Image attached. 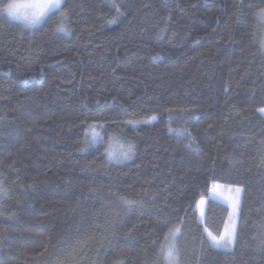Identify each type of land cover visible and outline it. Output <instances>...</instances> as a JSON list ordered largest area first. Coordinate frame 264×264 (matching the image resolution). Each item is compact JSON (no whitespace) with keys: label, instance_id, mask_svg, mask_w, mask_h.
<instances>
[{"label":"trees","instance_id":"obj_1","mask_svg":"<svg viewBox=\"0 0 264 264\" xmlns=\"http://www.w3.org/2000/svg\"><path fill=\"white\" fill-rule=\"evenodd\" d=\"M8 1L0 264H164L177 224L180 264H264V0H62L36 27ZM215 182L243 188L231 250L204 231L221 233L229 208L196 209Z\"/></svg>","mask_w":264,"mask_h":264},{"label":"snow or ice","instance_id":"obj_2","mask_svg":"<svg viewBox=\"0 0 264 264\" xmlns=\"http://www.w3.org/2000/svg\"><path fill=\"white\" fill-rule=\"evenodd\" d=\"M115 6V5H114ZM62 7V0H32L31 3L26 5V11L21 12L18 5L15 3L9 2L5 5L4 11L7 15L14 19L22 20L25 27H36L41 24L44 18L48 15V13L52 10H60ZM62 20L66 19V13H60ZM262 19H264V11L260 13ZM57 31H67L63 22L57 27ZM261 114H264V108L259 109ZM155 117H152L148 121H144L143 123H151L155 120ZM128 123H132L129 121ZM90 128H95L96 126H89ZM99 127H103V125H99ZM86 137L88 133H85ZM98 134L93 132L92 138L90 141H86L89 143H95L97 140ZM132 145H124L120 146L119 151H114L111 148L107 151L108 158L110 160H120L129 158L132 152ZM219 185L214 184L212 191L215 192ZM229 191L234 193V196L231 199L232 209L233 211L229 214V225L225 227L224 231L217 234L208 231L207 228L204 229L209 246L214 249L221 250H231L236 241V233H237V225L235 219L233 217L238 215L239 207L241 203V194L243 192L242 187H230ZM124 203L129 207L137 206L139 201L124 199ZM201 204L204 203L203 198L200 201ZM203 216V212H201ZM181 229L176 227L169 231V234L165 237V241L167 242L165 245L161 246L159 255L162 257L164 264H180V250L177 247L176 241L179 237Z\"/></svg>","mask_w":264,"mask_h":264},{"label":"rangeland","instance_id":"obj_3","mask_svg":"<svg viewBox=\"0 0 264 264\" xmlns=\"http://www.w3.org/2000/svg\"><path fill=\"white\" fill-rule=\"evenodd\" d=\"M94 1V0H92ZM9 2H12V3H15L16 5L19 6L20 8V11L21 12H24L26 11V5H28L29 3L32 2V0H9ZM7 3V4H8ZM53 11V10H52ZM264 11V10H262ZM261 11V12H262ZM51 12V11H50ZM49 12V13H50ZM260 12V13H261ZM5 14L7 15V13L5 12ZM8 16V15H7ZM9 19L13 20V21H17V22H20L23 24L22 20L20 19H14V18H11L8 16ZM259 18V25H260V28H261V36H262V41H263V44H264V19L261 18L260 14L258 16ZM110 148H112V150L115 151L116 149V146H110ZM42 178V180L44 181L43 183L47 184L49 189H50V194L55 198V199H61L62 200V190H61V187H60V184L58 183V181L55 179L54 175L52 174V172H43L40 174V176ZM216 184V185H219L220 187L216 189L215 192L212 191V188H213V185ZM230 187H240V186H236V185H231V184H225V183H212L211 186H210V189H209V193L207 196H203L201 197L197 204H196V209H197V212H198V215L199 217H202L201 215V212L204 213V210H205V207H206V204H207V201L209 199H213V200H216L224 205H226L228 208H229V214L233 211L232 209V204H231V199L232 197L234 196V193L230 192L229 191V188ZM203 198L204 200V203L201 204L200 201L201 199ZM64 206V203L62 206L63 208ZM229 214H228V217H227V220H226V223H225V226H224V229L226 226L229 225ZM233 219H235V222H237V216L233 217ZM176 227H179L181 229V232L179 234V237L182 236V225L181 224H177L174 228ZM173 228V229H174ZM223 229V231H224ZM222 231V232H223ZM179 237L176 241V244H177V247L179 248ZM166 242V241H165ZM167 243V242H166ZM164 243V244H166Z\"/></svg>","mask_w":264,"mask_h":264}]
</instances>
